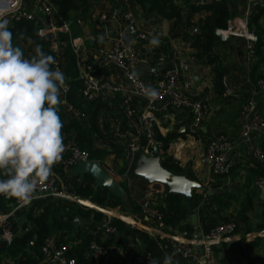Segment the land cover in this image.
I'll list each match as a JSON object with an SVG mask.
<instances>
[{
	"label": "built area",
	"instance_id": "built-area-1",
	"mask_svg": "<svg viewBox=\"0 0 264 264\" xmlns=\"http://www.w3.org/2000/svg\"><path fill=\"white\" fill-rule=\"evenodd\" d=\"M222 0H200L199 6L211 3H219ZM228 4L234 5L233 13L225 27L218 28L214 35L222 46H232V58L236 60L237 67L234 70L236 83L231 84L229 74L222 76L223 92L225 99L235 100L240 103L238 109V141H235L226 132H214L208 138L206 149L199 162L209 167L210 172L217 177L226 178L230 174L234 160L242 156L240 151H246L248 156L264 169V112L260 107V100L264 99V61L256 68L259 62L257 49L259 35L254 26L255 18L264 28V0H226ZM57 8L52 0H0V18L9 21V29L16 22L36 21L40 25V33L47 41L48 55L53 57L54 69L63 71V54L67 46L75 56L78 80L80 81L79 95L87 102L102 101L116 107V117L121 130L111 129L113 137L116 138V149L121 159L130 161L132 155L142 149L147 155H152L156 149L162 160L164 155L163 144L159 139L157 127L159 125L158 115L173 113H185L189 117V124L184 130L188 136L199 139L201 126L203 125L207 106L203 100L195 98L188 93V88L181 81V70L167 61L164 54L156 57L153 47L144 42L150 39L143 33L136 37L126 34L124 27L133 25L130 17L121 22L124 26L119 34L111 41L108 49H98L92 57V64L81 65L78 62L79 49L84 41L93 42L94 38L89 35L86 38L72 39L70 37L69 23L58 20ZM107 20L120 22L116 11H111L108 16H101L100 24ZM77 23H81L77 21ZM198 28L194 27L190 35H196ZM66 36V37H65ZM264 39V35L262 36ZM264 50V47H263ZM154 61L158 70V78L153 84H148L142 79V73ZM108 73L113 78L107 79L104 74ZM155 91V95H148L146 89ZM247 90V95H240L239 89ZM70 93L69 81L65 78V85L61 89V105L59 111H63L70 118L81 120L83 115L73 107L67 100ZM167 96L170 100L167 99ZM115 114V113H114ZM96 149H105L112 155L108 144L96 142ZM169 155V154H168ZM102 161L92 158L89 151L80 150L72 144L65 145L62 158L54 166L71 172L72 168L79 162L96 161L104 166L107 173L113 178L117 176L113 166L107 164L106 159ZM193 179H197L193 175ZM59 179L52 171L49 178L44 181L37 190L35 197L27 204L16 198L0 196L7 206V211H0V244H9L15 236L13 231V218L15 215L29 207L34 201L47 198L62 197L66 200L75 201L85 208L100 213L103 217L96 224V232H101L100 242L93 240L88 245L89 257L98 264H149L151 255L133 250H128L116 244H105L116 236V229L111 225L112 219H118L126 225L137 227L141 230L151 231L155 236L166 238L170 241L171 249L166 254H171L174 261L182 260L186 264H217L214 249L224 244H229L237 233V224L233 220L215 226L206 235L198 238L187 239L184 234L169 236L164 233L166 227L163 224L162 214L156 204L163 201L165 197L162 188L158 185L156 192L145 197L139 204L140 210L136 215L139 223L133 220L126 221L127 217L116 216L112 209L100 208L96 205H85L77 200L66 188L60 184ZM150 186V187H151ZM255 186L261 190L264 188V177L255 181ZM55 189H54V188ZM200 198V205L205 204L207 193L195 191ZM64 194L65 196H61ZM152 228V229H151ZM257 236L264 237V231ZM195 239V240H194ZM194 240V241H192ZM244 249V245L241 244ZM245 250V249H244ZM43 259L39 264H76L67 256V248L58 244L54 237L48 238L42 247ZM241 264H264V256L260 260L248 259L243 254ZM162 260H153L152 264H162Z\"/></svg>",
	"mask_w": 264,
	"mask_h": 264
},
{
	"label": "trees",
	"instance_id": "trees-1",
	"mask_svg": "<svg viewBox=\"0 0 264 264\" xmlns=\"http://www.w3.org/2000/svg\"><path fill=\"white\" fill-rule=\"evenodd\" d=\"M57 8L58 20L60 23L67 22L69 11L74 10L78 14L77 18H90L89 2L94 0H52ZM109 2L112 5V10L120 9L123 0H103ZM136 2L140 6H143L146 10H153L160 14L170 24L172 33L169 38L181 39L185 44H188L194 53L196 62L201 65H209L213 67L215 73L214 90L215 92L222 94V76L226 72V67L222 65V57L219 54L217 48L221 47L218 38L214 35V31L218 28L225 27L227 21L230 19L234 10V5L228 4L226 0H222L219 3H211L204 6H195L190 0H182L179 5L176 0H129V2ZM149 7V8H148ZM148 8V9H147ZM198 20H191L194 13H198ZM67 18V19H66ZM66 19V20H65ZM76 20V19H74ZM256 19H253V23L256 24ZM74 22H71V24ZM40 27L36 21H21L14 23L10 31L13 36L17 29L21 30V34L12 36L13 45L20 47V43L27 44V51L31 53L29 57H32V53L40 48L46 55H48L47 41L46 39H40L35 36L42 44L36 45L35 42L28 37H24L25 31L29 28L32 33ZM198 28L196 35H190L191 29ZM97 31L93 35V44H98L100 36ZM259 35V44L257 54L259 62L254 67L256 68L264 61V30H257ZM166 39H164L165 41ZM163 41V40H162ZM163 41V42H164ZM149 45L150 41L144 42ZM151 45V44H150ZM159 45V46H158ZM151 45L155 51L153 52L156 57L165 53V46L163 44ZM22 49V47H20ZM23 50V49H22ZM63 71L65 78L69 81L70 93L67 100L77 109L82 115L81 120H76L67 116L63 111H59L63 128L62 135L64 138V145L72 144L77 146L80 150L89 151L91 156L95 160L102 161L109 154L105 149H96L94 145L96 142L108 144L115 155L113 170L115 174L124 181L123 188L127 195V203H122L111 192L106 189L96 188L94 181L87 175H81L77 178H73L69 171H65L60 167L53 166V172L59 179L58 191L61 190L59 186L62 184L66 191H69L77 200L87 201L92 205H96L100 208L109 209H121L129 208L131 214H138L140 207L136 201H134L126 188L128 180L126 178V170L128 167V161L119 156V152L116 149V138L111 133L113 119L117 118L114 115L117 106L114 103L111 106L98 100L95 102H87L80 95V81L77 76V69L75 64V56L69 46L64 50L63 54ZM261 105V103H260ZM98 119H100L102 126H98ZM121 130V128H120ZM184 136L177 132L167 134L166 136L159 135V139L163 144L164 157L162 165L170 171L180 172L186 170L179 166L172 156L168 155V149L170 144ZM234 167L232 171H234ZM189 178H193L190 170H186ZM251 176L255 179L264 177V169L253 161V166L247 170ZM232 173V172H231ZM138 179L134 180V182ZM221 184V183H220ZM218 186L213 188L218 189ZM144 187V184H141ZM256 192L260 193V190L255 186ZM214 191V190H213ZM216 191V190H215ZM220 193L212 192V195L207 194V204L200 205L199 196L193 191V204L197 214V225L191 226L188 222V214L186 206L183 200L176 195H168L163 198V201L156 204L157 209L162 214L163 224L166 227L164 233L167 230L171 233L184 234L187 239H192L196 235V231H200L203 235H206L215 226L221 223H226L229 220H233L237 224V232L242 228L248 227V220L246 216H242L240 219L223 214V209L226 204L219 198ZM217 202L224 208L210 206V203ZM264 206V201H263ZM209 207V208H207ZM0 211H7V206L0 197ZM25 215L23 222L21 218ZM264 215V212H263ZM102 215L93 210L83 207L77 202L60 200L57 198H47L43 200L34 201L29 207L19 211L13 218V231L15 233L12 241L7 244H0V264H7L8 261H12L11 264H39L43 259L42 247L44 242L51 237H54L58 244L64 245L67 248V256L75 261L76 264H98L92 260L88 255V245L93 241L100 242L101 232H96V224L102 219ZM82 221H86L87 224L82 225ZM239 224L242 225L239 226ZM111 225L116 229V236L111 237L109 240H104L105 244H116L119 247L128 250L131 246L133 250L142 253H149L151 258L155 261L162 260L164 256L170 251L171 244L166 238L159 236H149L144 230L131 227L124 224L118 219H112ZM244 225V226H243ZM99 238V239H98ZM264 239V237L262 238ZM241 244L243 242L233 243L229 246L228 251L237 252L242 254ZM138 245L139 248H136ZM226 245H222L218 249H214L216 262L223 264L222 257L219 254L224 255ZM246 245V249H247ZM248 250V249H247ZM231 253V255H233ZM9 259V260H8ZM233 259V258H230ZM260 260V259H253ZM179 264H186L182 260H177Z\"/></svg>",
	"mask_w": 264,
	"mask_h": 264
},
{
	"label": "crops",
	"instance_id": "crops-1",
	"mask_svg": "<svg viewBox=\"0 0 264 264\" xmlns=\"http://www.w3.org/2000/svg\"><path fill=\"white\" fill-rule=\"evenodd\" d=\"M190 1L191 3H193L194 0ZM88 4L91 10L90 18L85 19L82 17H78L72 24L70 21V37L72 39L80 37L86 38L89 35L93 36L95 34V31H97V33H99L98 35H101L100 42L104 41V45H102V48H100V45L97 46L96 44H93V42L84 41L79 49L78 62L83 66L92 64V57L98 51V49H108V47H110L111 41L119 34L120 30L123 29L124 25L121 22L125 23L126 25V22H124L123 20L126 17H130L133 20V27L136 30L137 34L143 33L150 40L154 38L158 39V44H163V46H165L164 50H166L165 53L161 54L167 56V61L181 70V81L184 83V85L187 86L188 93L193 97L199 98L204 101L207 106V114L206 119L201 126V136L199 137V139L188 136L187 132L184 131L189 124V117L185 113L175 114L172 111H169L167 115H158L159 125L157 127V132L163 137L173 132L184 134V136L177 138L173 141V143L170 144L168 154L170 153V149H174L175 147H178V145L182 146L184 144L183 141H185L189 148H185L186 153L184 152V154L188 155V159L191 160L186 170H190L191 175H194L199 183L203 186V190L200 191H205L208 195H212V192H217V190L222 188L223 186L222 180L227 179L228 177L222 178L214 176L210 172L209 167L202 165L199 160L201 159V156L206 149L208 138H210L214 132H226L232 139L238 141V109L240 103L235 100L225 99L222 97V94L215 92L213 86L215 80L213 67L209 65H201L196 62L193 51L191 50L189 45L185 44L181 39H170L168 35L169 31L171 30L170 24L160 14L156 13L153 10H149V7L147 8L148 10H146L138 3L134 1L129 2V0H123L121 8L116 10H112V5L109 2L103 0L90 1ZM179 5L181 4L179 3ZM111 11L117 12L120 17V22L107 20L104 24H100L99 19L101 18V16H108ZM198 19L199 18L197 14L196 16H193L191 20L196 21ZM77 21H80L81 23L78 24ZM127 26H125L124 29H126ZM136 35L133 37H136ZM164 39L166 40L164 41ZM227 46H229L230 49L232 48V46L230 45ZM154 51L155 49L153 48V52ZM219 54L222 57V65L226 67L227 65L224 62V56L222 55V53H220V51ZM233 66H235L236 69L237 64L234 63ZM226 69L228 71V67ZM104 76L107 79L113 78L108 73H105ZM228 76H230L231 84L233 86L238 87L240 85H238L235 81L236 79L234 77V70L231 71ZM157 78L158 70L156 68V63L152 61L150 65L145 69V71H143L142 79L148 84H153L157 80ZM239 91L241 93L240 95H242L243 97L248 93L246 88L239 89ZM260 103V107L264 112V99H261ZM114 113V115H116V112ZM112 127L113 130L122 128V125L118 124L117 118L113 119ZM202 147H204L203 150ZM240 154L242 156H239L234 160L233 167L235 170L237 169L239 171H242L243 169L248 170L251 166H253V160L250 158V156H248L246 151L241 150ZM170 156H172V158L178 162L180 167L184 166L183 163H185L184 161H186V159L184 160V158L181 157L182 154L179 157L177 156L178 158L171 154ZM231 172L233 171L231 170ZM134 180L128 181V185L134 183ZM138 180L142 184H144L140 179ZM218 184H220L218 189L213 188L214 186H218ZM144 186L145 188L158 189L159 185L150 187L144 184ZM130 197L132 198V196ZM205 204L207 203L205 202ZM112 211L116 214V216H121L122 214L117 213V209H112ZM130 219L138 221L139 218H137L136 215L133 214L130 216ZM135 223L139 225V223ZM258 237L259 236H257L256 234L247 236V234L242 230L238 231L232 238L231 243L224 244L227 246V248L225 249L224 255L222 253L219 254V257H222L223 259L221 263L241 264V259L244 253H246V257L248 259L252 258L251 256L261 257L264 252V244L258 243L261 240L262 242H264V239ZM238 242H243L245 250L241 248L243 250L242 254H238L236 251L234 253L228 251L231 244ZM246 245L248 247V250L246 249ZM231 253H233V255H231Z\"/></svg>",
	"mask_w": 264,
	"mask_h": 264
},
{
	"label": "clouds",
	"instance_id": "clouds-1",
	"mask_svg": "<svg viewBox=\"0 0 264 264\" xmlns=\"http://www.w3.org/2000/svg\"><path fill=\"white\" fill-rule=\"evenodd\" d=\"M12 36L9 21L0 18V196L27 204L65 151L59 114L65 75L39 48L26 57ZM162 264L179 262L168 254Z\"/></svg>",
	"mask_w": 264,
	"mask_h": 264
},
{
	"label": "rangeland",
	"instance_id": "rangeland-1",
	"mask_svg": "<svg viewBox=\"0 0 264 264\" xmlns=\"http://www.w3.org/2000/svg\"><path fill=\"white\" fill-rule=\"evenodd\" d=\"M181 2H182V0H176V3H178V4ZM199 2H200V0H194L192 4H194L195 6H199L198 5ZM77 14L78 13L76 11L70 10L69 14H68V17H70V18L69 19L66 18L67 21L75 22L74 19L77 18V16H76ZM197 14H199V12L194 13L193 16H196ZM230 16H231V14H230ZM255 23L256 24H254V26H255L256 30H260V31L264 30V28H262V25L260 24V21L259 22L257 21ZM69 29H71V27H69ZM40 30H41V28L38 27L35 30V32L32 33L33 30L28 28L25 31L26 34L24 35V37L30 38L32 40V42H34L36 40L35 44L36 45L39 44V46H40V44H42V43L39 42V40H37L35 38V36L40 38V39H46L44 37V35H42L40 33ZM20 32H21V30L17 29L15 34L20 33ZM171 33H172V30L169 31L168 35L170 36ZM15 34H14V36H15ZM18 35H21V34H17L16 36H18ZM99 36L101 39V35H99ZM170 39L176 40L178 38H170ZM100 41L98 42L97 46L100 45L99 47L102 48L101 46L104 45V41L103 42H100ZM20 47H22L26 57H29L31 55V53L27 51L28 47H27L26 43L21 42ZM217 50L220 51V53H222V55L224 56V62L227 65L226 68L228 67V71L226 69L225 74H229L231 71L235 70V66H233V65H234V63H236V60H233V58H232V48L230 49L229 46H221V47L217 48ZM35 54H36V51L34 53H32V55H35ZM97 123H98V126L101 128L102 123H101L100 119H98ZM183 142H184V144L182 146L178 145V147H175L174 149H170L169 155L171 154V155H174L176 157L177 156L179 157L182 154L181 157H183L184 160L186 159V161H184L185 163H183L184 166H182V165L181 166H182V168L187 169L188 164L191 162V160L188 159V155H185L184 152L186 150L185 148L186 147L189 148V146L187 145V143L185 141H183ZM110 149H111V151L114 150L111 147H110ZM203 149H204V147H202V150ZM111 156L112 155L108 156V159H106L107 164L109 166H113V163H114V161L111 160V158H112ZM114 178L116 181H118V183L121 186H123L124 181H121V179L118 176H115ZM255 179L256 178L253 179L251 174L246 169H243L242 171H239L237 169L234 170L232 173H230V175L228 176L227 179L222 180L223 186H222V188L217 190V192L220 193L219 198H221L222 201L226 204V207L224 208L223 206L219 205L217 202L210 203L211 207L214 206V207H217L218 209L224 208L223 209L224 211L222 213L226 214V216L232 215L234 218H238V219H240L242 216H246L247 217L246 220L249 221L248 227H245L243 225L244 228H242V231L244 233H246L247 236L251 235V234H261L264 231V215H263L264 206L262 204L263 201H261L259 199L260 193L256 192L255 191L256 189H254ZM195 180H197V179H195ZM141 184L142 183L138 180L132 184L126 185V188L128 190L129 195L132 196V199L134 201H136L137 204H140L141 202H143V200L145 199L146 196L156 192L154 190H157L156 188H145V186L143 187ZM150 191H154V192L150 193ZM61 196H65V195L61 194ZM57 199L70 201V200H66L62 197H58ZM73 202H75V201H73ZM219 206H220V208H219ZM207 208H209V207H207ZM113 210H115V209H113ZM117 213H120V214L122 213L124 217H127L126 221L131 220L130 216L133 215L130 213L129 208L117 209ZM122 214H121V216H122ZM20 218H21V222H23L25 215H23ZM128 218H129V220H128ZM239 226L242 227L241 224H239ZM144 231L151 237L155 236L153 234V232H151V231H146V230H144ZM198 232H200V231H196V235ZM166 234L169 236L174 235V233H171L168 230H167ZM196 235L194 236L195 238H196ZM258 238L262 239L261 236H259ZM194 240H192V241H194ZM258 244H264V242H262V240H261V241H259ZM135 246H136V248H139L138 245H135ZM262 256H264V252H263ZM251 257H252V259L261 258V257H253V256H251ZM11 262L12 261L10 260V261H8L7 264H11Z\"/></svg>",
	"mask_w": 264,
	"mask_h": 264
},
{
	"label": "water",
	"instance_id": "water-1",
	"mask_svg": "<svg viewBox=\"0 0 264 264\" xmlns=\"http://www.w3.org/2000/svg\"><path fill=\"white\" fill-rule=\"evenodd\" d=\"M125 32L131 36L137 34L133 25L127 26ZM167 99L170 100L168 96ZM70 175L73 178L87 175L94 181L96 188L106 189L122 203H127V195L124 188L107 173L104 166H100L96 161L77 163L72 168ZM126 178L128 181L138 178L147 186L159 185L165 197L171 194L180 197L186 206L188 222L193 227L197 225L193 191L203 190L202 185L197 180L189 178L186 170L176 172L165 168L162 165V158L156 149L153 150L152 155H147L142 149L136 151L128 163ZM259 199L264 201V188L260 190ZM86 223V221H82V224ZM201 236L202 233L198 232L197 237L200 238ZM152 263L153 260L149 262V264Z\"/></svg>",
	"mask_w": 264,
	"mask_h": 264
},
{
	"label": "bare ground",
	"instance_id": "bare-ground-1",
	"mask_svg": "<svg viewBox=\"0 0 264 264\" xmlns=\"http://www.w3.org/2000/svg\"><path fill=\"white\" fill-rule=\"evenodd\" d=\"M83 204H85V205H90L91 206V204L89 203V202H87V201H81Z\"/></svg>",
	"mask_w": 264,
	"mask_h": 264
}]
</instances>
